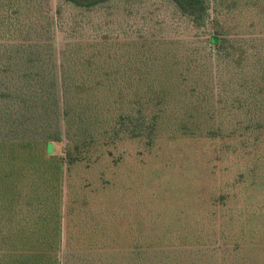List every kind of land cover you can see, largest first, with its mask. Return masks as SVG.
Masks as SVG:
<instances>
[{
	"label": "trees",
	"instance_id": "obj_1",
	"mask_svg": "<svg viewBox=\"0 0 264 264\" xmlns=\"http://www.w3.org/2000/svg\"><path fill=\"white\" fill-rule=\"evenodd\" d=\"M0 264H264V0H0Z\"/></svg>",
	"mask_w": 264,
	"mask_h": 264
},
{
	"label": "rangeland",
	"instance_id": "obj_2",
	"mask_svg": "<svg viewBox=\"0 0 264 264\" xmlns=\"http://www.w3.org/2000/svg\"><path fill=\"white\" fill-rule=\"evenodd\" d=\"M51 148V145L49 146ZM172 150L179 152V160L181 162H186L192 160L196 162L198 159L197 154H201V151H198L197 144L193 141L180 140L177 143H172Z\"/></svg>",
	"mask_w": 264,
	"mask_h": 264
}]
</instances>
